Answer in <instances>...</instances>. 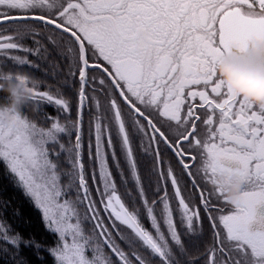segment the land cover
Here are the masks:
<instances>
[{"label": "snow or ice", "instance_id": "snow-or-ice-1", "mask_svg": "<svg viewBox=\"0 0 264 264\" xmlns=\"http://www.w3.org/2000/svg\"><path fill=\"white\" fill-rule=\"evenodd\" d=\"M262 36L264 0H0V60L43 65L56 84L24 106L55 107L44 123L0 119V165L57 237L45 245L0 221V256L264 264V108L216 73Z\"/></svg>", "mask_w": 264, "mask_h": 264}, {"label": "clouds", "instance_id": "clouds-1", "mask_svg": "<svg viewBox=\"0 0 264 264\" xmlns=\"http://www.w3.org/2000/svg\"><path fill=\"white\" fill-rule=\"evenodd\" d=\"M143 41L136 45L137 52L144 49ZM216 73L226 88L245 101L264 108V36L240 55L226 56L216 67ZM42 81L29 73L0 71V91L6 94L7 103L0 105V119L8 122L9 114H19L31 98L32 88ZM223 179L217 177L213 186L219 187ZM242 183L234 179L230 187L224 189L228 204H235L240 196Z\"/></svg>", "mask_w": 264, "mask_h": 264}, {"label": "trees", "instance_id": "trees-1", "mask_svg": "<svg viewBox=\"0 0 264 264\" xmlns=\"http://www.w3.org/2000/svg\"><path fill=\"white\" fill-rule=\"evenodd\" d=\"M26 43H30V41H26ZM0 64H3V72L12 70L13 73L26 72L38 78L42 81V84L40 85V88L42 89L47 88L49 86L55 88L56 86L55 77L49 76L48 70L45 69L43 65L39 70H35L29 69L27 67L21 69L16 65H11L5 63L4 61H1ZM43 69H45L44 72ZM32 70H34L35 73H32ZM61 91L66 90L61 89ZM6 103V94L0 91V105H4ZM22 112L27 114L30 118L38 120L41 123H44L45 115H56L55 107L49 105L41 106L40 115H37L36 108L34 106L24 107L22 109ZM63 139L65 142H67L66 138ZM85 164L87 170V155H85ZM177 171L179 172V169H177ZM121 191H123V189H121ZM0 221H4L7 226H10L11 230L19 231L26 237L30 235L35 236L36 239L40 240L45 245H55L57 242V237L54 234L49 233L45 230L40 213L35 208L33 203L29 200L28 197L23 194V191L20 188L15 186L13 180L7 174H5V172L3 171V165H0ZM145 223L147 226V222ZM204 227L205 234L200 238L201 242L197 246L189 245V249L192 256H195L197 254V248H200L202 250L204 243L209 241V237L207 235V221H205ZM0 247H3V245L0 244ZM21 255H23L26 259L30 260L31 264H37V261L31 249H25L22 247ZM41 255L44 257V264H55L54 259L49 256L47 252L41 251ZM0 264H11V261L6 257L0 256Z\"/></svg>", "mask_w": 264, "mask_h": 264}, {"label": "flooded vegetation", "instance_id": "flooded-vegetation-1", "mask_svg": "<svg viewBox=\"0 0 264 264\" xmlns=\"http://www.w3.org/2000/svg\"><path fill=\"white\" fill-rule=\"evenodd\" d=\"M205 187L210 191L212 186L211 185H205ZM214 199V198H213ZM215 203H217L218 205L220 204L219 201H215ZM225 207V209L227 210L230 206L229 205H223ZM255 227V226H254Z\"/></svg>", "mask_w": 264, "mask_h": 264}, {"label": "rangeland", "instance_id": "rangeland-1", "mask_svg": "<svg viewBox=\"0 0 264 264\" xmlns=\"http://www.w3.org/2000/svg\"><path fill=\"white\" fill-rule=\"evenodd\" d=\"M21 55H22V54H21ZM1 61H3V60H1ZM1 61H0V62H1ZM4 62H5V63H8V64H11L10 62H7V61H4ZM11 65H12V64H11ZM21 69H22V68H21ZM12 71H13V70H12ZM44 71H45V69H43V72H44ZM6 72H8V71H6ZM31 72H32V73H35L34 70H32ZM19 73H20V72H19ZM177 172H178V171H177Z\"/></svg>", "mask_w": 264, "mask_h": 264}]
</instances>
